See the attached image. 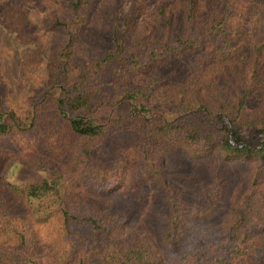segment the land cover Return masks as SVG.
I'll list each match as a JSON object with an SVG mask.
<instances>
[{
    "label": "trees",
    "instance_id": "1",
    "mask_svg": "<svg viewBox=\"0 0 264 264\" xmlns=\"http://www.w3.org/2000/svg\"><path fill=\"white\" fill-rule=\"evenodd\" d=\"M128 2L86 61L94 0L0 2L46 57L26 108L0 73V264H264V0Z\"/></svg>",
    "mask_w": 264,
    "mask_h": 264
},
{
    "label": "rangeland",
    "instance_id": "2",
    "mask_svg": "<svg viewBox=\"0 0 264 264\" xmlns=\"http://www.w3.org/2000/svg\"><path fill=\"white\" fill-rule=\"evenodd\" d=\"M145 2L147 8L143 18L151 26L154 18L158 16V6L168 3V0H145ZM128 4V0H94L84 27L76 32L74 38L73 50L77 60L86 61L100 57L108 50L112 33L120 31ZM41 8V10H38L40 8L37 9V16L45 20L48 7L43 5ZM251 32L249 42L254 46L255 43L264 38V19L254 25ZM33 47V44L27 40H18L0 24V73L9 84L12 100L15 101L17 107H27V98L42 81L45 53H42L40 63L25 68L21 65L22 55L28 53ZM43 51H47V46L43 47ZM24 69L28 72L24 73ZM0 93L4 94L1 87ZM182 164V161L173 157L170 159L169 165L172 169H177Z\"/></svg>",
    "mask_w": 264,
    "mask_h": 264
}]
</instances>
